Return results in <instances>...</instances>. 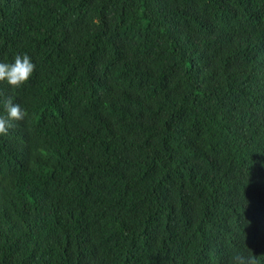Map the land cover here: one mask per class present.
<instances>
[{
  "label": "trees",
  "instance_id": "16d2710c",
  "mask_svg": "<svg viewBox=\"0 0 264 264\" xmlns=\"http://www.w3.org/2000/svg\"><path fill=\"white\" fill-rule=\"evenodd\" d=\"M17 53L0 264H264V0H0Z\"/></svg>",
  "mask_w": 264,
  "mask_h": 264
},
{
  "label": "clouds",
  "instance_id": "9594fccd",
  "mask_svg": "<svg viewBox=\"0 0 264 264\" xmlns=\"http://www.w3.org/2000/svg\"><path fill=\"white\" fill-rule=\"evenodd\" d=\"M36 65L26 53L15 54L11 61H0V83L6 84L15 90L25 85L33 75ZM13 96L7 98L0 94V136L9 134L14 122L24 120L27 116L26 109L21 103L15 102ZM230 264H256L251 256L237 252L230 258Z\"/></svg>",
  "mask_w": 264,
  "mask_h": 264
}]
</instances>
